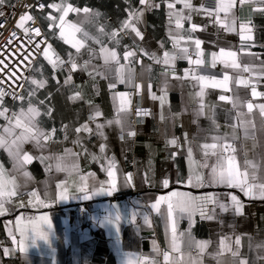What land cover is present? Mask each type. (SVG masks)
I'll return each mask as SVG.
<instances>
[{
    "label": "crops",
    "instance_id": "1",
    "mask_svg": "<svg viewBox=\"0 0 264 264\" xmlns=\"http://www.w3.org/2000/svg\"><path fill=\"white\" fill-rule=\"evenodd\" d=\"M131 2L134 6H139V0H131ZM71 3L79 8L88 7L102 13L100 17L86 16L83 13L79 15L70 13L67 19L81 28V32L76 34L77 38H83V33L87 32L90 36H97L108 47H114L115 45L106 35L98 32V28L103 25L105 31L110 32L113 28L119 27V22L126 17L124 8L128 5L125 4L124 0H71ZM155 3L160 4V7L145 12L144 24L140 26L145 39L139 43L148 52L160 54L163 51L160 49V41H163L165 48L170 51L172 50V43L168 36L169 24L166 5L162 3V0H155ZM193 3L198 6L203 5L206 8H214L216 0H193ZM10 5L6 6L10 7ZM177 7L179 8L181 5H177ZM250 8L251 6L247 4L243 8L237 6L234 10L235 15L243 20V16L248 15ZM50 11L52 10L46 8L44 12L35 13L31 11V14L37 16L43 24L49 39L48 43L52 45L56 53L66 60L67 53L75 50L59 38L58 30H50L47 27L49 22L44 17ZM109 16L111 19H108ZM252 20L255 25L256 46L250 49H241L242 44L249 42H242L237 33L218 32L217 28L210 23L207 31L195 33L197 37L205 41L203 48L206 57L211 52H218L219 48L230 49L238 52V62L241 65H248L251 69L250 72H243L242 68H225L220 63L219 67L202 66L200 70L194 71L196 75L217 80H221L225 73L233 78L229 82L231 91L226 92L220 88H207L205 90V104L212 108V111L208 112V116L214 114L216 122L220 125L218 129L206 116L199 117L195 124L192 122L196 119L194 114L197 107L195 93L199 91L197 81L190 78L172 80L169 77L167 80L168 93L162 109L159 100L150 98L147 87L148 84H151L152 92L158 96L162 94L160 89L165 83V78L161 75L162 65L154 64L147 56H140L138 53L136 58H130V62L126 63L121 59V64L125 66L122 71L117 72L118 65L114 63L104 65L103 59L91 57L87 48L81 50V54L77 57L78 62L83 64L85 60H90L89 71L95 67L102 75L96 76L93 81L86 72L77 71L72 74L74 85H84L86 100L90 99L92 105L98 107L102 112V116L95 123L105 124L103 131L107 140L95 134V123H90L94 130L93 134L80 133L79 135L82 144L88 148L90 153L96 155H100L99 145L106 143L107 157L114 156L118 166V190L111 196L98 195L93 196L91 200L71 198L65 202L51 203L57 191V182L66 180L72 191H74L73 181L77 184L80 183L77 171L71 169L74 162H78L80 174L89 172L96 174V180L89 178V184L107 180V176L105 172L101 171L99 163L92 161L90 155H85L79 146L73 144L77 138L74 129L88 121L92 108L85 101L74 103L68 99L74 89L73 86H62L67 75V66H65L64 71L58 69L55 72L56 77L60 80V85H58L56 80L52 79L54 73L51 65L41 54L27 77L48 80L47 86L41 89L33 100L36 102L39 99H44L48 93L52 94L49 102L54 109L52 116L51 118L41 116L39 120L42 128L51 129L55 127L57 129L54 142H49L42 154L57 156L64 154L65 149H72L75 152H80L81 155L78 161L71 155L65 157V162L69 166L67 172L56 171L55 160L45 162L51 164V171H45V164L40 163L39 160H34L26 166V170L30 172L32 177L29 180L22 174L13 171L12 159L7 151L0 148V164H3L6 174L16 176L20 193L17 197L12 198V203L6 205L9 211L0 216V225L3 235L6 237V244H0L2 253L4 247H15L8 236V230L11 229L16 233L17 217H23L20 226L24 227L28 225L30 219L35 220L36 217L47 213L51 218L52 247L55 252H52L43 241H38L39 247L29 248L26 255L19 252H14L11 255L18 260L19 264H138L144 257H150L156 264H164L162 253L165 250L170 251L171 241V232L166 217V204H161V213L163 214H158L152 209L151 204L158 197L167 196L173 191L190 193L193 197L214 194L222 202L229 199L225 194L233 193L246 205L245 214L242 216H235L231 212H220L216 208L215 219H201L197 208L193 217L195 223L189 232L187 214L181 217L179 213H176L177 242L183 254V261L179 260L181 253H172L171 264H189L190 257L196 259L198 252L195 246L196 241H210L205 253L200 257L203 264H217V259L230 262L232 257L228 252L217 257V252L220 251L219 242L228 237L226 243L235 250L234 239L236 236L242 237L241 257L247 258L249 264H257V257L264 250L255 246L250 250L248 245L250 238L253 245L264 241V200L249 199L238 189L223 185L200 187L195 181L196 175L203 174L207 185L210 178V168H204L202 165L205 162L209 165L217 162V157L212 155L205 161L203 150L200 147L204 143H213V136H227L228 142L237 149L235 155L242 168L245 152H247V158L260 165L259 175L264 177V122L260 117L258 108H254L251 114H248L246 108L247 102H252L254 105L264 103V96L253 97L252 100H248L247 87L237 86L235 83V80L240 77L251 78L250 84L256 87L257 92L264 93V78H260V73L264 70V65H262V61H264V17H254ZM193 22L202 24L207 21L202 16L193 15ZM188 27V23H185V29ZM53 32L56 34L54 35ZM86 43L88 47L98 52L100 45L91 40ZM124 45H132L130 36L124 37L120 45L115 46L121 56ZM249 51L256 55H248L247 52ZM139 60H142V63L137 62ZM187 63V60L184 59L175 61V71L179 76L184 75ZM121 76L124 78V83L120 82ZM110 84H115L118 90L107 91L106 89L110 88ZM136 85L142 87L137 89ZM58 88L59 91H57ZM131 88H134L139 95L138 104L141 107L149 108L151 113L137 125H133L130 121L131 110L119 114L117 111L120 104L117 94L127 93V100L133 102L134 97L129 92ZM29 89L30 85L26 82L22 95L27 97ZM220 95L231 97L237 106L233 108L232 103L219 100ZM5 105L10 109L18 110L20 102L5 98ZM41 108L43 111V106ZM185 109L187 110L185 111ZM161 113L165 117L164 120L160 118ZM175 113L183 114L174 120L173 115ZM238 113L241 120L255 121V130H252L251 126L248 125L249 131H254V148L253 140L251 138L245 139L243 126L237 128L235 133L230 127V125L238 123ZM117 119L121 120V124H107V121ZM4 123L3 118H0V125ZM64 125H68L67 133L61 130ZM130 130L136 132L134 137L127 135ZM184 133H188V142L184 139ZM66 134L68 139H65ZM122 135L124 139H121ZM234 135L237 137L236 139H233ZM173 136L178 140L177 146L168 143V140ZM189 146L193 150L191 165L187 153ZM24 149L33 155L41 154L30 143L25 144ZM211 151L213 150L209 149L210 153ZM215 151L219 152L220 149ZM173 153L176 154L174 157ZM190 171L193 176V186H188L186 183ZM128 173L133 176L132 185L134 186L125 183ZM145 174H147L149 182H145ZM165 177L170 180L167 188L161 184ZM33 190H37L42 199L51 203V207L40 205L19 207L20 200H24L27 204L29 193ZM45 192L48 193L47 196H45ZM33 202L35 203V200ZM199 203V201L196 202L197 206ZM214 207V205L208 204L205 210L211 214ZM116 211H119L121 215L119 233L116 232L114 226H99L98 220L103 219L109 212L115 214ZM133 213H136L135 222H131ZM145 215L150 218L151 227L144 223ZM28 226L30 227V225ZM181 233L183 235H180ZM16 234L19 238V234ZM65 237H67V242H65ZM153 241L159 247V253L153 251ZM2 253L0 257L3 256Z\"/></svg>",
    "mask_w": 264,
    "mask_h": 264
},
{
    "label": "snow or ice",
    "instance_id": "2",
    "mask_svg": "<svg viewBox=\"0 0 264 264\" xmlns=\"http://www.w3.org/2000/svg\"><path fill=\"white\" fill-rule=\"evenodd\" d=\"M125 4L128 5L124 8L126 17L119 22V27L113 28L110 32L105 31V27L101 25L98 28L100 34L106 35L108 39L115 45L119 46L121 40L130 36L132 38V45H124V51L122 56L117 51V47H108L103 43L101 39L97 36H90L87 32L83 33V38H77V33L81 32V28L78 27L75 23H72L67 19L70 13H75L77 15L83 13L86 16L91 17H100L102 13L99 10H93L88 7L79 8L71 3V0H51V2L44 3L37 0L35 5H24L29 11L24 12L18 18L15 23V28L21 29L24 31L25 35H29V42L32 43L31 35L35 37H41L42 32L41 28L36 25V17L31 14V9L35 7L37 11L44 12V10L51 9L52 11L48 12L44 17L49 23L47 27L50 30H58L59 38L63 40L65 44L71 46L74 49V52L67 53V59L62 58L58 53L55 52L52 45L47 43V40H40L35 42V50L39 51L48 64L51 65L54 75L52 79L56 80V83L60 85V80L56 77L55 72L59 69L61 71L65 70L67 66V75L64 78L62 86H73L72 94L68 99L72 102L85 101L92 108V112L88 118V121L81 124L79 127L74 129L77 134V138L73 141L74 145H77L81 148L82 152L85 155H90L91 160L100 164L101 171L106 173L107 180L96 181L95 183L89 184V178L96 180V174L89 172L86 174H80L78 172L79 164L74 162L71 165V169L77 171L79 175L80 183L73 181V189L70 190L68 182L66 180L59 181L56 184V193L51 203L55 202H65L71 198H77L81 200H91L93 196L106 195L111 196L114 192L118 190L117 186V162L114 156L107 157L106 150L107 144L101 143L99 145L100 155L90 153L88 148L82 144L80 133H87L89 135L93 134L94 130L90 126V123H95L98 118L102 116V112L98 107L92 105L90 99L85 98L84 85H74L73 73L77 71L86 72L87 75L94 81L96 76L102 75L101 72L96 70L93 67L92 71H89L90 60H85L83 64H80L77 60V57L81 54L82 49L89 51L91 57L102 58L104 65L116 64L119 67L117 72L122 71L124 64H121V59L124 62H130V58H136L138 53L140 56H147L153 61L154 64L162 65L163 71L161 73L165 78L164 86L160 89L161 95H157L152 92V85L148 84L149 96L153 100H159L161 108L166 102V97L168 93V83L167 80L170 77L172 80H186L191 79L199 83V91L195 93V101L197 107L194 110L196 119L192 122L197 123L199 117L206 116L212 121V124L215 128H219L220 125L216 122L214 114L208 116V112L212 111L211 106L205 104L204 97L206 94L207 88H220L224 91H231L229 87V82L232 81V77L227 73L224 74L221 80L215 78H208L201 75H196L193 69H185L184 75L179 76L175 71V61L177 59L187 60L189 65L202 66L205 63H210L212 67H215L217 62H220L224 65L225 68L231 67L233 69H241L243 72H250V66L241 65L238 62V52L230 49L219 48V51L211 52L208 54L210 56V61L207 60L205 50L203 45L204 40L200 39L195 35L197 32H205L208 29L209 23L216 27L218 32H235L239 35L242 42H249L247 44H242L241 49H250L255 47V36L254 29L255 25L252 20L253 13L264 14V0H216V5L214 8H206L203 5H195L193 0H162V3L166 5L168 10V24L169 31L168 36L172 43V50L165 48L163 41L159 42L160 49L163 51L160 54L156 52H148L144 47L140 45L139 42L144 41L145 35L141 30V25L144 24V15L145 12L150 11L154 8H159L160 4L155 3V0H139V6H134L131 0H124ZM9 3V0H0V9H2L6 4ZM250 5V13L247 19L240 20L239 17L235 15L234 10L237 6L243 8L244 5ZM181 5V7H177ZM12 7H15L12 5ZM5 13L0 10V17H3ZM193 15L202 16L207 21L206 23L197 24L193 22ZM27 22H31V26H27ZM185 23H188L189 27L185 29ZM5 26L4 23H0V28ZM31 34V35H30ZM55 35L56 33L53 32ZM11 37H16V32L12 31L10 33ZM91 40L93 43L100 45L98 52L91 49L87 45V41ZM9 39L8 43H11ZM44 45L43 47H41ZM194 46V47H193ZM33 53L29 52L28 55L23 57V61H27L29 56ZM248 55L255 56V53L247 52ZM21 61V63H23ZM137 62L142 63V60ZM0 65H3L0 68V73H5V69H8V72L5 73V79H0V85H4L6 81H11L12 84H15L17 88H23L24 85L17 83V81L23 79L30 85L28 90L27 97L16 92L15 90L9 92L4 87H0V118H3L5 123L0 125V148H3L8 152L9 157L13 161V171L19 174H22L23 177L27 179H32L30 172L26 170V166L31 164L34 160H39L40 163L45 164V171H51V164L45 163L46 161L55 160L56 161V171L58 172H67L69 166L65 162V157L71 155L76 158L78 161L81 153L75 152L72 149H65L64 154L53 156L43 155V150L48 147L49 142H54V138L57 132L55 127L51 129L42 128L40 125L39 118L41 116H48L51 118L54 111L53 107L50 105L51 93L44 99H39L34 102L33 98L37 96V93L44 89L47 84V79H37L35 77H22L17 75V70L9 69L8 64L4 60H0ZM264 65V61H262ZM260 78H264V70L260 73ZM120 82L124 83V78L120 77ZM237 86L249 87L251 83V78L245 79L243 77L237 78L235 80ZM11 86V85H9ZM110 88H115V84H110ZM141 85H136L137 89H140ZM59 91V88L57 89ZM120 99V104L118 108V114L120 112H125L130 110V100H127V93L117 94ZM251 95L253 97L264 96V93H259L256 90L255 86L251 87ZM11 96L14 101L20 102V107L18 110L10 109L5 105V97ZM219 100L228 101L232 103L233 108H235L236 102L233 99L226 95H220ZM26 103V106H25ZM41 106H43V111ZM246 108L248 114L253 112L254 108L259 109V114L264 121V103L259 105H254L252 102L246 103ZM207 109V111H206ZM187 109H185L186 111ZM183 113H175L173 119H178ZM137 116H147L151 115L149 110L137 108ZM240 114H237L238 123L230 125L235 133V130L239 127H244V137L245 139L251 138L253 140V148L255 147V135L254 131L250 132L248 125L251 126L252 130H255L256 124L254 120H241L239 119ZM161 120H164L165 117L161 113ZM112 123L121 124V120L117 119L115 121H107L108 125ZM105 124L95 123V134L102 137L104 140H107V137L104 134ZM68 125H64L61 129L67 133ZM128 136L134 137L136 135L135 131H128ZM235 135L233 139H236ZM65 139H68L67 134ZM121 139H124L123 135ZM184 139L188 142V133H184ZM212 140L214 141L211 144L204 143L200 145L203 150V155L205 161L207 158L212 155L217 157V162L215 164L209 165L205 162L202 167L210 168V178L205 184V177L203 174L196 175L195 181L196 184L200 187L204 186H216L223 185L228 188L238 189L245 197L249 199H260L264 200V177L259 175L260 165L255 163L253 160L247 158V152H245V160L243 168L241 167L240 162L237 160L235 155L237 149L228 142L227 136L218 137L213 136ZM221 141H223L221 143ZM32 144L34 148L41 152L40 155H33L32 153L24 149L25 144ZM168 143L177 146L178 140L176 137H172L168 140ZM190 143V142H189ZM220 149L219 152L215 151ZM209 149L213 150L211 153ZM188 158L190 165L192 161L193 150L191 146L187 149ZM173 157L176 155L172 154ZM133 176L131 173H128L125 179L127 185H132ZM145 182H149L147 174H145ZM179 182V181H178ZM170 180L168 177L162 179L161 184L163 187L167 188L169 186ZM188 186H193V176L191 171L186 181ZM134 186V185H132ZM19 185L17 184L16 176L12 174H6L3 164H0V216L5 215L9 209L6 207L7 204L12 203V198L20 195L18 191ZM78 194V195H77ZM48 193L45 192V196ZM229 199L227 201H220L217 196L214 194H205L200 197H193L190 193H182L173 191L167 196H160L156 199L154 203L151 204L152 209H154L158 214L161 213V204H166V217L168 225L171 232V241H170V251H163V262L164 264H171L172 253H181L180 245L177 242V218L176 213H179L181 217L187 214L189 219V232L191 227L194 225V215L195 211L199 210V215L201 219L212 220L216 218V208L220 212H231L235 216L244 215V209L246 205L244 202L233 193L225 194ZM35 200V203L33 202ZM199 201L197 206L196 202ZM51 203L42 199L37 190H33L29 193V198L27 204L24 200L19 201V207L40 205L43 207H51ZM212 204L215 207L212 209V213L209 214L206 212V206ZM83 211V210H82ZM136 213H133L131 216V222H135ZM23 217H17L16 220V233L11 229L8 230V236L11 238L14 248H3V256H11L14 252L28 253L29 248L39 247L38 241H43L45 245L55 252V249L52 247V223L51 218L47 213L38 216L35 220H29L28 225L21 227V222ZM121 221V215L119 211H116L115 214L109 212L108 215L104 216L103 219L98 220V224L101 227L114 226L117 233L120 231L119 222ZM144 223L151 227L150 218L145 215ZM180 235H183L181 233ZM228 237L221 240L220 251L217 252V257L222 256L225 252L230 253L232 259L230 262H224L217 259V264H249L247 258L241 257L240 246H241V236H236L234 239V244L236 245L235 250L232 249L231 245L226 243ZM65 242H67V237H65ZM119 243V240H117ZM154 248L153 251L159 253L160 249L156 246L155 241H153ZM210 241H196V248L198 249L197 258L192 259L190 257L189 264H203L200 257L203 256L205 250L208 248ZM255 246L258 249L264 250V241L256 243L253 245L249 242V249ZM119 251V249H118ZM179 260L183 261V254L179 256ZM138 264H156L154 260L150 257H144L142 261H139ZM257 264H264V251L257 257Z\"/></svg>",
    "mask_w": 264,
    "mask_h": 264
},
{
    "label": "built area",
    "instance_id": "3",
    "mask_svg": "<svg viewBox=\"0 0 264 264\" xmlns=\"http://www.w3.org/2000/svg\"><path fill=\"white\" fill-rule=\"evenodd\" d=\"M40 2L47 3L48 0H40ZM37 3V0H13L12 4L6 11H3L5 15L3 17H0V23H4L5 26L3 28H0V60H4L6 64H8L9 69L17 70V75H20L22 77H27L29 73L31 72V69L33 65L37 62L39 59L41 53L37 50H35V42L40 40H47L48 43V36L44 29L43 24L40 22L39 18L36 17V25L41 28L42 36L41 37H35L34 35H31L32 43L29 42V35H25L24 31L21 29L15 28V23L18 20L19 16L23 14L26 11H29L24 5H35ZM14 5L15 7H12ZM31 11H34L35 13H40L37 11L35 7L31 9ZM250 13V11H249ZM248 15L243 16V20L247 19ZM254 17H264V14L261 13H253L252 19ZM108 19H111V16L108 17ZM31 26V22H27L26 27ZM12 31L16 32V37H11L10 33ZM9 39H11V43H8ZM42 45L41 47H43ZM29 52H32L33 54L29 56V59L27 61H23V57L25 55H28ZM207 60L210 61L209 56L206 57ZM23 61V63H21ZM210 63H205L202 66H210ZM202 66H195V65H189L188 63L185 65L186 69H193L194 71H198L201 69ZM220 62H217L215 67H219ZM3 65H0V68H2ZM8 72V69H5V73ZM5 73H0V79H5ZM17 83L23 84L25 87V81L23 79L17 81ZM11 85V86H9ZM254 86L253 84H250L249 87H247V90L249 92L247 99L252 100L253 96L251 95V87ZM0 87H4L7 91L11 92L15 90L16 92L22 94L23 88H17L15 84H12L11 81H6L4 85H0ZM107 91H116L118 90V87L115 88H107ZM129 92L133 95L134 100L130 104V110L132 112V117L130 119L131 123L133 125H137L145 120L147 116H137L136 110L137 108L140 109H146L149 110V108L141 107L138 104V98L139 95L137 94L136 90L134 88H131ZM5 98L9 100H13L11 96H6ZM264 122V121H263ZM0 244H6V237L3 235L2 228L0 225Z\"/></svg>",
    "mask_w": 264,
    "mask_h": 264
},
{
    "label": "trees",
    "instance_id": "4",
    "mask_svg": "<svg viewBox=\"0 0 264 264\" xmlns=\"http://www.w3.org/2000/svg\"><path fill=\"white\" fill-rule=\"evenodd\" d=\"M13 0H9V3L8 4H12ZM2 253V250L0 249V255ZM0 264H19L18 263V260L15 259L14 257L12 256H8V257H0Z\"/></svg>",
    "mask_w": 264,
    "mask_h": 264
},
{
    "label": "rangeland",
    "instance_id": "5",
    "mask_svg": "<svg viewBox=\"0 0 264 264\" xmlns=\"http://www.w3.org/2000/svg\"><path fill=\"white\" fill-rule=\"evenodd\" d=\"M6 5H8V4H6ZM6 5L2 9H0V10L6 11L8 9V7Z\"/></svg>",
    "mask_w": 264,
    "mask_h": 264
}]
</instances>
